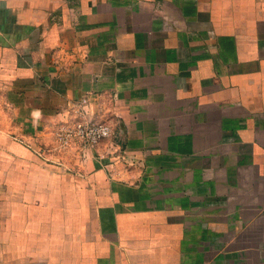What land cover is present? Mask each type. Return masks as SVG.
<instances>
[{"label":"crops","instance_id":"0c3cea01","mask_svg":"<svg viewBox=\"0 0 264 264\" xmlns=\"http://www.w3.org/2000/svg\"><path fill=\"white\" fill-rule=\"evenodd\" d=\"M0 264H264V0H0Z\"/></svg>","mask_w":264,"mask_h":264},{"label":"built area","instance_id":"2783aa9c","mask_svg":"<svg viewBox=\"0 0 264 264\" xmlns=\"http://www.w3.org/2000/svg\"><path fill=\"white\" fill-rule=\"evenodd\" d=\"M89 103L87 94L67 103L62 118L51 129L56 150H67L76 145L82 154L95 150L98 157L117 151L112 125L107 120L91 116ZM103 146L105 149H102Z\"/></svg>","mask_w":264,"mask_h":264}]
</instances>
